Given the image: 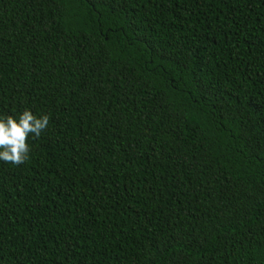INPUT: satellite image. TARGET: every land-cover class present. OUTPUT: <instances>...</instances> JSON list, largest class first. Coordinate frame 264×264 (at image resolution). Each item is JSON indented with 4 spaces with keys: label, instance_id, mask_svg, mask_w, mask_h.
Wrapping results in <instances>:
<instances>
[{
    "label": "trees",
    "instance_id": "trees-1",
    "mask_svg": "<svg viewBox=\"0 0 264 264\" xmlns=\"http://www.w3.org/2000/svg\"><path fill=\"white\" fill-rule=\"evenodd\" d=\"M0 264H264V0H0Z\"/></svg>",
    "mask_w": 264,
    "mask_h": 264
},
{
    "label": "clouds",
    "instance_id": "clouds-1",
    "mask_svg": "<svg viewBox=\"0 0 264 264\" xmlns=\"http://www.w3.org/2000/svg\"><path fill=\"white\" fill-rule=\"evenodd\" d=\"M49 116L25 109L17 116L0 115V161L22 164L28 157L30 136L38 137L49 125Z\"/></svg>",
    "mask_w": 264,
    "mask_h": 264
}]
</instances>
